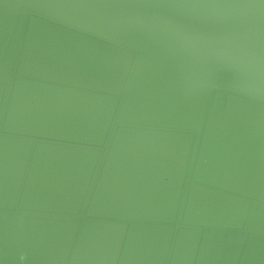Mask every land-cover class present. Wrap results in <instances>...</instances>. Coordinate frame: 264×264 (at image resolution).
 <instances>
[{
	"label": "water",
	"instance_id": "water-1",
	"mask_svg": "<svg viewBox=\"0 0 264 264\" xmlns=\"http://www.w3.org/2000/svg\"><path fill=\"white\" fill-rule=\"evenodd\" d=\"M0 264H264V0H0Z\"/></svg>",
	"mask_w": 264,
	"mask_h": 264
}]
</instances>
